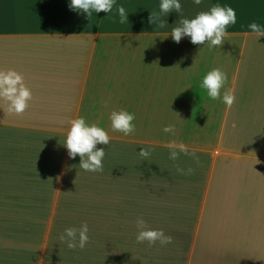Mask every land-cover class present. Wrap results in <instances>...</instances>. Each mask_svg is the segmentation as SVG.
<instances>
[{"label": "crops", "instance_id": "1", "mask_svg": "<svg viewBox=\"0 0 264 264\" xmlns=\"http://www.w3.org/2000/svg\"><path fill=\"white\" fill-rule=\"evenodd\" d=\"M160 2L116 0L88 17L71 0H0V71H17L32 92L22 115L0 98V264H264V36L248 27H264V0H180L182 17L162 15L163 29L149 23ZM216 4L237 17L220 48L174 42L181 18ZM217 67L228 81L212 100L201 84ZM121 109L136 117L128 136L111 128ZM79 117L110 137L96 146L102 172L68 155ZM170 124L175 134L163 131ZM171 141L202 166L169 159ZM138 217L173 242L137 243ZM83 223L89 242L68 248L60 235Z\"/></svg>", "mask_w": 264, "mask_h": 264}, {"label": "clouds", "instance_id": "2", "mask_svg": "<svg viewBox=\"0 0 264 264\" xmlns=\"http://www.w3.org/2000/svg\"><path fill=\"white\" fill-rule=\"evenodd\" d=\"M196 5L201 4V0H194ZM116 0H71L70 9L78 10L86 13L88 17H92L93 12L110 13ZM175 10L182 17V5L180 0H161L159 12L152 11L149 15V23H156L158 28H165L166 22L161 19L162 15H167ZM119 15V23H127L128 12L121 5L117 8ZM237 22L235 10L227 5L221 6L216 4L209 11H200L195 18H181L177 26L171 30V37L174 42L179 43L182 38L190 37L191 43L194 45H202L207 41L210 47H221L228 35V27L235 25ZM251 31L259 38L264 36V27L256 22L248 25ZM228 81L225 71L217 67L209 71L203 78L201 87L207 90V95L212 100L221 97V89ZM0 98L8 102V112L16 115H22L28 108V102L32 99V92L24 83V77L15 70L0 71ZM235 95L231 88L223 93V102L231 108L235 102ZM135 114L126 110L112 111L110 114L111 128L113 131L122 132L128 136L135 132ZM71 127L67 133L64 145L68 150L70 158L75 159L80 156V168L87 172H102L103 159L105 150L97 149V145H108L110 137L107 131L97 126L95 123L89 125L85 118L79 117L70 121ZM165 133L175 134V125H168L163 128ZM170 149L169 159L176 161L181 153L191 155L198 165L202 166L199 157L196 156L195 150L189 153L187 146L183 143L177 144L171 141L166 145ZM154 149L152 147L143 148L138 155L147 160ZM177 172L182 175H190L192 168L186 171L177 166ZM138 234L136 236L137 243L148 242L149 246L154 245L157 241L163 246L171 244L173 237L165 235L161 229H149L146 221L142 217L136 220ZM89 227L87 223H83L79 228L69 227L64 230L59 239L66 242L68 248L84 249L89 242Z\"/></svg>", "mask_w": 264, "mask_h": 264}]
</instances>
